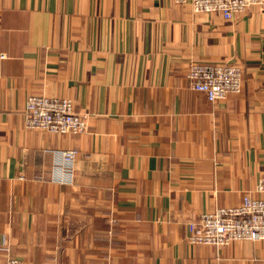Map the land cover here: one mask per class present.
<instances>
[{"label": "crops", "instance_id": "0c3cea01", "mask_svg": "<svg viewBox=\"0 0 264 264\" xmlns=\"http://www.w3.org/2000/svg\"><path fill=\"white\" fill-rule=\"evenodd\" d=\"M190 62L237 63L240 93L208 101ZM30 94L70 98L87 130L26 128ZM262 173L264 10L0 0V264H264V241L187 239Z\"/></svg>", "mask_w": 264, "mask_h": 264}, {"label": "built area", "instance_id": "2783aa9c", "mask_svg": "<svg viewBox=\"0 0 264 264\" xmlns=\"http://www.w3.org/2000/svg\"><path fill=\"white\" fill-rule=\"evenodd\" d=\"M188 3L193 12H212L231 20L250 7L264 10V0H174ZM186 78L191 89L203 93L208 101L238 94L242 89V69L234 62H190ZM24 126L52 133L79 134L87 130L86 118L75 112L67 97L30 94L24 108ZM75 149L63 150L61 157L71 161ZM254 192H246L235 205L221 206L200 214L188 223L187 239L193 244L223 246L234 241H264V173ZM5 264H28L9 257Z\"/></svg>", "mask_w": 264, "mask_h": 264}]
</instances>
